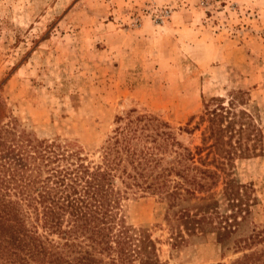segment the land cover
Wrapping results in <instances>:
<instances>
[{
	"label": "rangeland",
	"instance_id": "1",
	"mask_svg": "<svg viewBox=\"0 0 264 264\" xmlns=\"http://www.w3.org/2000/svg\"><path fill=\"white\" fill-rule=\"evenodd\" d=\"M0 88V119L92 157L129 109L159 116L192 148L189 116L231 89L257 106L264 140V0H0ZM232 171L253 189L251 220L264 224V154ZM123 213L166 264L238 255L210 236L171 249L155 196L128 198Z\"/></svg>",
	"mask_w": 264,
	"mask_h": 264
},
{
	"label": "trees",
	"instance_id": "2",
	"mask_svg": "<svg viewBox=\"0 0 264 264\" xmlns=\"http://www.w3.org/2000/svg\"><path fill=\"white\" fill-rule=\"evenodd\" d=\"M191 122L189 148L159 116L129 109L92 157L0 119V264H166L147 229L125 221L124 201L143 196L162 205L171 249L210 236L238 253L215 264H264L253 189L232 171L264 154L257 106L231 89L203 98Z\"/></svg>",
	"mask_w": 264,
	"mask_h": 264
},
{
	"label": "built area",
	"instance_id": "3",
	"mask_svg": "<svg viewBox=\"0 0 264 264\" xmlns=\"http://www.w3.org/2000/svg\"><path fill=\"white\" fill-rule=\"evenodd\" d=\"M163 16H166V11H165V10H162V13L159 15L160 19H161Z\"/></svg>",
	"mask_w": 264,
	"mask_h": 264
}]
</instances>
